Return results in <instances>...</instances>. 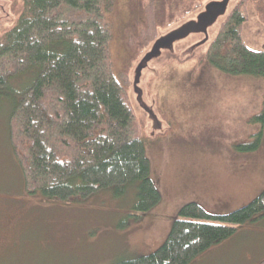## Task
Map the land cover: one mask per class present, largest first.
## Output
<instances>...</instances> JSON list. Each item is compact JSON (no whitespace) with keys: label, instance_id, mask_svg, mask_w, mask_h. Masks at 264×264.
<instances>
[{"label":"rangeland","instance_id":"374dc122","mask_svg":"<svg viewBox=\"0 0 264 264\" xmlns=\"http://www.w3.org/2000/svg\"><path fill=\"white\" fill-rule=\"evenodd\" d=\"M186 1L191 12L156 31L129 74L127 103L135 115L136 135L148 138L145 155L161 196L138 219L133 217V188L121 197L105 190L74 203L31 194L10 145L13 106L0 97V264L132 260L164 243L183 206L194 203L210 214L225 215L264 191V124L255 120L264 113V78L233 77L206 61L209 44L237 0ZM210 6L222 11L210 18ZM13 20L9 1L0 0V30ZM262 31H243L242 42L262 50ZM31 79L16 77L10 87L18 93ZM259 132L257 150H246ZM256 223L259 230L235 233L238 252L232 258L204 253L191 264H242L251 262L249 253L262 256L264 218L241 227Z\"/></svg>","mask_w":264,"mask_h":264},{"label":"trees","instance_id":"16d2710c","mask_svg":"<svg viewBox=\"0 0 264 264\" xmlns=\"http://www.w3.org/2000/svg\"><path fill=\"white\" fill-rule=\"evenodd\" d=\"M8 1L14 20L0 30V97L13 106L9 140L25 188L67 203L105 190L121 197L133 188V217L148 213L161 196L145 155L148 138L136 135L127 103L129 74L153 34L191 12L188 2ZM230 29L235 49H226L225 35H218L210 46L211 65L233 77L264 78V52L238 46L237 27ZM25 74L30 83L13 92L11 81ZM255 120L264 124V113ZM261 136L254 135L244 148L257 150ZM261 218L264 191L225 215L190 203L179 210L157 250L113 264H191L239 227Z\"/></svg>","mask_w":264,"mask_h":264},{"label":"flooded vegetation","instance_id":"af4514ba","mask_svg":"<svg viewBox=\"0 0 264 264\" xmlns=\"http://www.w3.org/2000/svg\"><path fill=\"white\" fill-rule=\"evenodd\" d=\"M231 26L237 27L236 32L240 39L238 42V46L244 48L247 51L254 52L255 50L250 49L244 44V42H242V34L243 31L244 33H246L247 31L253 30V28L259 30L260 32H263L262 28L264 29V0H237L231 12L220 26L216 37L220 34H224L225 36L223 40L229 43V45H227L228 48L226 49L234 50L235 47L233 41H231L229 38ZM215 38L209 44L207 48L208 50L213 44ZM206 61L210 66H212L210 63V58H207Z\"/></svg>","mask_w":264,"mask_h":264},{"label":"crops","instance_id":"0c3cea01","mask_svg":"<svg viewBox=\"0 0 264 264\" xmlns=\"http://www.w3.org/2000/svg\"><path fill=\"white\" fill-rule=\"evenodd\" d=\"M255 222H257V220L254 222H251V223H255ZM242 230H259V228L257 227V223L256 224H250L249 227H247V226L244 228L240 227L237 230L236 234L238 233V231H242ZM234 236H232L231 238L223 241L222 243L212 247L210 250H208L205 253V255L210 257L211 255H213V252H217V254H219V255H223L224 257L232 258V256L236 255L238 252V248L235 244V237ZM246 258L251 260V262L250 261L249 262H242V264H253L252 260L256 261L255 264H259L262 260H264V254L262 256L258 257L256 253H254V254L249 253L246 255ZM202 260H203V258H202Z\"/></svg>","mask_w":264,"mask_h":264},{"label":"water","instance_id":"95a60500","mask_svg":"<svg viewBox=\"0 0 264 264\" xmlns=\"http://www.w3.org/2000/svg\"><path fill=\"white\" fill-rule=\"evenodd\" d=\"M221 11H222L221 7L210 6V8L208 10V15L210 16V18H212V16H215L216 14H218ZM262 50L264 51V47L262 48Z\"/></svg>","mask_w":264,"mask_h":264}]
</instances>
